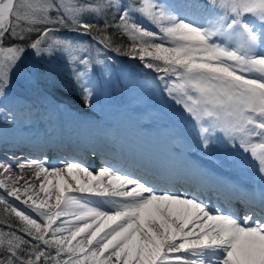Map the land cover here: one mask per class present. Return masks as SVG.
Instances as JSON below:
<instances>
[{
  "label": "snow or ice",
  "instance_id": "1",
  "mask_svg": "<svg viewBox=\"0 0 264 264\" xmlns=\"http://www.w3.org/2000/svg\"><path fill=\"white\" fill-rule=\"evenodd\" d=\"M199 7L173 0H0V104L16 102L7 95L10 74L29 52L38 62L67 53L91 107L95 65L123 52L157 74L203 150L223 142L256 163L259 212L240 216L195 192H160L108 161L97 169L81 161L50 167L47 155L21 162L13 153L16 170L27 166L34 174L16 175L12 163L0 161V206L15 218L0 222V264H264V0H206L193 19ZM113 33L131 42L126 50Z\"/></svg>",
  "mask_w": 264,
  "mask_h": 264
},
{
  "label": "rangeland",
  "instance_id": "2",
  "mask_svg": "<svg viewBox=\"0 0 264 264\" xmlns=\"http://www.w3.org/2000/svg\"><path fill=\"white\" fill-rule=\"evenodd\" d=\"M174 1L181 2V0ZM203 10L193 9L192 18H198ZM156 30L155 28L153 31ZM64 32L69 34L68 31ZM76 38L85 39V37L78 36ZM72 54L79 55L80 53L74 52ZM107 55L112 57V62L110 64H96L91 73L94 84L92 98L97 103L100 114L104 117L111 113L112 120L111 122L99 123L94 119L85 118L92 127L91 134L87 132V128L83 124L79 123L77 126L75 124L83 137L85 133H88L87 137L91 135V137H97L96 139L101 141H109L104 135L107 132H114L112 127L113 124L117 123V134H122L125 128L128 133L127 136L121 135L122 137L116 136L114 133L115 138H113L119 140L121 137V140L129 141L130 146L134 147V141L138 139L134 130L142 129V136H140L144 137L143 139L146 140L147 135L152 136V139L155 136V139L160 138L159 140L162 141L165 147L163 149L164 153L161 154L165 158H170L171 152H174L178 154L177 158H191L194 161L203 163L202 166L215 173H232L258 195L262 186L261 180L256 163L248 155L242 153L238 148H229L223 142L213 143L207 150H203L192 130L190 120L183 113L181 107L176 105L166 92L162 91L164 85L163 82L156 80V73L144 68L139 60L123 58L116 54L110 55V53H107ZM67 56L68 54L65 53L58 55L51 62H38L29 52L10 74L11 84L7 90V95L9 99H14L16 102L8 103L4 101L3 104H0V161L12 163L16 175L31 178L34 173L27 166L22 173L17 171L15 168L17 161L12 158V154L16 153L21 158V162L27 159L41 160L43 154H29L31 148L28 146L27 140L31 139L35 133L40 134L41 137H46V134H49L50 138L54 137L56 131L50 130L52 129L50 125H52L56 113L76 114L71 107L54 101L40 86V83L52 80L53 76L48 75L50 70H55L59 74H63L65 71L68 73L72 70L71 65L66 63ZM91 57L94 62L97 60L95 50L91 52ZM72 72L68 77L74 79V72ZM115 93H117V96ZM34 102L38 105L37 107ZM60 104L63 109H59ZM9 113L12 115L9 116ZM5 115L8 117V122L3 118ZM13 116L14 119H12ZM78 117L80 118L79 115ZM11 120L16 122V127L11 131L14 137L5 135V132L11 126ZM78 122H80V119ZM42 124L44 126L41 128L40 125ZM35 129L36 132H34ZM40 130L42 133L39 132ZM16 137H18V140L15 139ZM111 140L113 139L111 138ZM18 143H20V146H17ZM140 149L143 150L142 147H138V150ZM49 161L50 159L48 160V166L50 167L60 166L61 162L67 163L63 159H54L53 157L51 163ZM181 161L184 162V160ZM67 179L69 183H73L71 178ZM107 206L110 207V205L104 207L107 208ZM245 212L247 210L240 211V215L243 216Z\"/></svg>",
  "mask_w": 264,
  "mask_h": 264
},
{
  "label": "bare ground",
  "instance_id": "3",
  "mask_svg": "<svg viewBox=\"0 0 264 264\" xmlns=\"http://www.w3.org/2000/svg\"><path fill=\"white\" fill-rule=\"evenodd\" d=\"M61 108L63 109V106L60 104L59 109H61ZM6 116L7 115H5L3 118L6 119ZM55 116L56 117H55L54 121L60 123V127H58L56 129L57 132L54 135V137L51 138V139H49V141L47 140V142H45L41 138V135L40 134H36L35 133L31 139H28L27 140L28 146L31 148L29 154H31L32 152L35 153L36 151H38V153L41 152L42 154H45L47 152H50L51 153L52 151H55V150L57 152L58 149H60V150L62 149L63 152L72 154L75 159H77L78 161H81L84 165L88 166L90 169H95L96 167L94 165L100 164L101 163L100 162L101 160L100 161L99 160H96L94 162V165L90 164L91 163L90 160L91 159H94L95 157H93L91 154H88V158L86 156H84L83 153H82L84 149L82 150L81 149L82 147L80 145H83L84 148H88L90 146H94L95 152H98L99 153V156H100L99 158L102 159L104 162L105 161H110L112 163L113 162H116L118 164V166H116V165L115 166L117 168H119L122 172H128L130 174L137 175L136 174L137 169L136 168H132V167H128L127 168L125 162L121 161V158H115V157L109 156V155H105L104 156L102 151L97 150L98 148L102 149L100 147L102 145V143H106L107 146H111L112 147L111 150H115V151H117L118 149L122 150L125 147L130 146V142L129 141H127V143L123 144V141L121 140V137H122L121 135H126L128 133L126 128L123 130V133L122 134H117V131H118V129H117V123L113 124V127L112 128L114 129V132H107L104 135V136H106L105 138L108 139L109 141H106V140L103 141L102 140L100 142L98 139L97 140H91L92 139L91 135L88 136V137L86 136L88 133H85L84 134V137H83L82 135H80L78 133V130H76V128L73 127L75 124H76V126L79 125V123L80 124H83L87 128L86 129L87 132H89L91 134L92 127L90 126L89 122L84 117H82V116L79 115L80 116V118H79L78 115H76L74 113H70V114H66L65 113L64 114L62 112L56 113ZM79 119H80V122H78ZM15 124H16V122L13 121V120H11V126H9V128L7 129V131L5 132V135H9L11 137H14V134L11 133V131L14 130V128L16 127ZM53 128H55V127H53ZM141 130L142 129H135L134 130L135 131V136L138 139H137V141L136 140L134 141V147H133V149H135L136 147H142L143 150H141V149L140 150L145 153L144 155H146V153H148V152L149 153H153V152L154 153H157L158 158H157V160L155 159V162L156 163L159 162L160 165H164V167H167L165 164H172L173 162H175V163H181L186 168L188 166L194 168L197 165V166L200 167L201 171H203L204 173H206L207 178H210L211 181H217L218 183H222L221 180H223V178H226L227 177L228 183H230V185L232 186V188L236 187V185H240V187H241V190H239V192H237L238 190L235 192L236 197H237V200H238V206H240L241 208L244 207V210H247V211L252 210V209H255L257 212H259L258 203L257 204H256V202L253 203L252 202L253 201V198L252 197H251V199H246V197H248V198H250V197L243 192L242 189L244 187L241 185V179L240 178L236 177L232 173H223V175H225V176L222 175V177H221L218 173H215L214 171L207 169L205 166L202 167V164L203 163H199L197 161H194L191 158H187V159L177 158L178 154L177 153H174V152H171V158H165L161 154L163 152V149L165 147L163 146L164 144L162 143V141L159 140L160 138L155 139L156 136L154 137V135H153L154 139H152V136L149 137L147 135L146 136L147 139L145 140V139H143L144 137L143 138L141 137L142 136L141 135V133H142ZM39 132L42 133L41 130ZM113 134L116 135V136L119 135L121 137L119 138V140H116V139H114L115 136H113ZM147 134H148V132H147ZM126 136H125V138H126ZM111 138L113 140H111ZM71 143H73V144H71ZM47 144H49L48 147H46ZM54 144H56V145H54ZM34 145H35V147H32ZM40 146H42V148ZM71 146H73V147H71ZM176 146H175V148H176ZM135 151L136 150H133V154L135 153ZM56 156H60V154L57 152V155ZM130 158L132 160V156ZM49 159H50V161L52 160L51 157H49ZM177 160H178V162H177ZM181 160H184V162L181 161ZM99 166L100 165H98L97 167H99ZM166 174H169V169L167 170V173ZM139 176H142V174H139ZM142 177L147 178L145 175L142 176ZM207 178H206V183H207V186H208L209 183H210V180H208ZM168 184L175 185L173 183H168ZM183 184H185V183H183ZM157 185L165 186L163 183H158ZM166 186H170V185H166ZM186 186H188V185L186 184ZM247 188H248V190H251L252 192H254L251 187L247 186ZM157 190L160 191V192H166V190H160V189H157ZM221 192H222V190H221ZM184 194L187 195L188 192L185 191ZM222 194H224V193L222 192ZM108 207L109 206H107V208ZM226 209L228 210L229 209V206H227ZM238 211H239V209L238 210H235V211H232V212L234 214H237L238 215Z\"/></svg>",
  "mask_w": 264,
  "mask_h": 264
},
{
  "label": "trees",
  "instance_id": "4",
  "mask_svg": "<svg viewBox=\"0 0 264 264\" xmlns=\"http://www.w3.org/2000/svg\"><path fill=\"white\" fill-rule=\"evenodd\" d=\"M186 1H188L189 4L199 5L200 7L198 8V10L199 9L203 10L204 5L206 3V0H181L180 3H186ZM173 2L175 1L173 0ZM175 3H177V1ZM143 23L145 27L151 30L155 29V27L154 26L152 27V24L148 23L147 21H144ZM99 27L103 28V24L101 23ZM64 31H68V30L65 29ZM112 35L115 45L124 47L125 50L131 43L126 37L121 36L120 34L113 33ZM87 39L88 38L85 37L84 40ZM113 54H116L123 58H128V56L123 52L116 53L113 51ZM113 54L110 53V55ZM70 72H72V70L69 71L68 73L67 71H65L63 74H59L55 70H50L48 75L53 76L52 80L40 83L41 84L40 86L45 89L46 93L54 101L64 103L68 107H71L78 114L88 118L95 119L99 123L111 122L112 114L110 113V115L103 117L102 114H100L97 103H95V100L93 98H91V107L84 106V98L81 94V89L76 85L73 78L68 77L70 75ZM115 94L117 96V93ZM34 105L38 106L35 102ZM14 219H15L14 216H10L7 212L3 210V206H0V222H6L8 220H14ZM4 230L7 231L6 228Z\"/></svg>",
  "mask_w": 264,
  "mask_h": 264
}]
</instances>
